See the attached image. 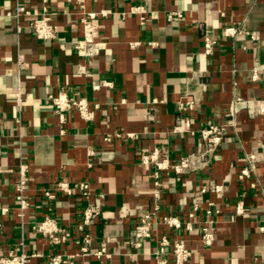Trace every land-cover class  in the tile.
<instances>
[{"label":"crops","instance_id":"crops-1","mask_svg":"<svg viewBox=\"0 0 264 264\" xmlns=\"http://www.w3.org/2000/svg\"><path fill=\"white\" fill-rule=\"evenodd\" d=\"M17 7L29 14L17 18ZM138 7L147 9L144 24ZM175 12L183 17L168 21ZM92 13L99 15L102 47L87 58L75 44L82 18ZM44 16L57 26L55 40L35 35L32 23ZM228 27L244 33L225 37ZM206 33L219 36L210 55ZM253 71L260 73L256 81ZM62 92L85 100L92 117L73 110L62 124L48 100ZM186 100L195 107L180 115ZM236 103L241 108L232 117ZM210 125L228 134L208 167L157 177L154 165L143 164L155 149L173 161L200 151L201 131ZM177 126L182 133H173ZM262 144L264 0H0V264L12 255L49 264L57 254L70 264H156L153 253L162 247L172 264L178 240L192 251L190 264H264ZM251 154L259 162L240 179ZM23 165L25 209L17 189ZM157 180L163 190L150 237L136 246L133 231L155 207ZM59 182L87 183L90 196L48 198ZM212 184L221 195L202 194L190 218L195 197ZM98 199L101 210L86 224ZM46 218L70 231V242L54 245L39 233ZM205 227L215 235L210 248L201 241Z\"/></svg>","mask_w":264,"mask_h":264},{"label":"built area","instance_id":"built-area-1","mask_svg":"<svg viewBox=\"0 0 264 264\" xmlns=\"http://www.w3.org/2000/svg\"><path fill=\"white\" fill-rule=\"evenodd\" d=\"M134 13L140 15L141 23L144 24L147 21V9L144 7H138L134 9ZM15 16L17 18L21 17L23 14H29L23 7H17L15 11ZM102 16H106L105 12L101 13ZM99 15L92 13L82 18L81 22L83 25V37L79 39L75 44V49L77 52L82 53L87 58H94L99 55L102 41L100 35V27L96 23V19ZM177 16L182 18L180 12L172 13L168 16V21H172L173 17ZM32 27L34 29L35 35L39 40L51 41L58 37L57 26L52 24L49 19L45 16L37 18L33 23ZM241 33H244L243 29H238L236 27L225 28L222 32L225 37H238ZM219 36L214 33H206L204 36V50L206 55H210L213 52L215 45L218 43ZM259 72L253 71L251 74V79L256 81L259 78ZM99 88V87H97ZM17 99L20 103L21 97L20 93L17 95ZM55 109V113L58 115L60 122L63 124L66 120V114L70 111H77L82 118L88 120L92 117V112L89 108L88 103L85 100H78L69 97L66 93H60L57 96H50L48 99ZM240 103L233 105L231 109V116H235L241 107ZM195 107V101L186 100L178 104V113L181 115L188 111H192ZM186 129L190 128V124L186 123ZM181 127L177 126L173 129V133H182ZM228 134V129L224 126L210 125L208 128L201 131L202 149L200 151L189 154L186 157L170 160L168 157L162 156L159 149H155L150 155L143 157V164L154 165L156 169V176L159 177L162 173L168 171H174L177 175H188L198 171L203 168L208 167L211 161L216 156L217 150L224 140L225 136ZM121 137V135H117ZM262 149L264 152V144H262ZM259 162L257 155L251 154L247 159V166L243 169L240 174V179L250 178L251 173L255 169V165ZM26 166L23 165L20 169V181L18 183V199L21 202L23 209L26 208L27 202L24 196V192L27 189L28 183L25 177ZM255 187V185H254ZM163 184L161 181L157 180L154 183V199L155 207L152 210L146 211L139 217V223L133 231V241L136 246H140L144 239L150 237V225L152 217L156 210H158V203L162 198ZM213 191L218 196L222 193V187L218 185H210L209 188L201 189L200 195H197L194 199V204L189 217L193 218L195 213L199 209V203L202 200L201 195ZM55 193H63L68 196H73L76 194H81L84 197L90 196L89 185L87 183H79L74 186H70L68 183L59 182L55 184L52 191L45 192V195L52 199ZM101 200L96 201V205L90 208L85 213V223L87 224L92 217H95L101 210ZM210 213V212H209ZM176 227H180L179 223L174 220L171 222ZM190 228V223L187 225ZM38 232L47 237L54 245H64L72 239V234L66 229H61L56 221L51 218H46L37 228ZM264 231V228L262 229ZM202 244L205 248H210L214 244L215 235L207 227L202 231L201 237ZM85 245L91 244V239L86 236L83 239ZM167 245V242H164ZM85 250V248H84ZM105 245H103L101 252L97 255H103L105 253ZM165 248H160L153 253V257L156 264H167L166 261ZM193 257L192 251L187 247L186 243L182 240L175 241L172 244V264H190ZM28 258L25 255L16 256L12 255L9 259H4L1 261L2 264H27ZM49 264H70L68 259H64L62 255H55L51 258Z\"/></svg>","mask_w":264,"mask_h":264}]
</instances>
